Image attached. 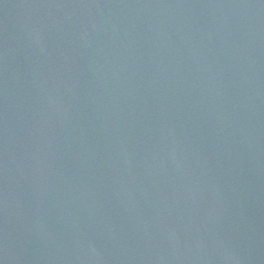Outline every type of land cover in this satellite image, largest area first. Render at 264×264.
Returning a JSON list of instances; mask_svg holds the SVG:
<instances>
[{"label": "water", "instance_id": "obj_1", "mask_svg": "<svg viewBox=\"0 0 264 264\" xmlns=\"http://www.w3.org/2000/svg\"><path fill=\"white\" fill-rule=\"evenodd\" d=\"M0 264H264V0H0Z\"/></svg>", "mask_w": 264, "mask_h": 264}]
</instances>
